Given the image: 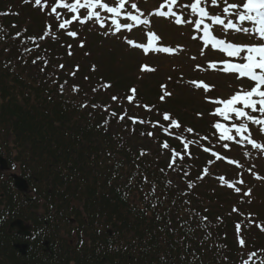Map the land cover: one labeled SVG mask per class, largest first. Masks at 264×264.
<instances>
[{"label":"trees","instance_id":"obj_1","mask_svg":"<svg viewBox=\"0 0 264 264\" xmlns=\"http://www.w3.org/2000/svg\"><path fill=\"white\" fill-rule=\"evenodd\" d=\"M38 9L0 0L8 13L0 15V154L35 188L33 200L15 206L12 181L0 174V207H50L40 216L52 238L78 223L79 249L58 238L64 264L69 254L80 264H229V243L205 204L210 195L177 187L178 169L159 162L139 124L56 78V39L30 46Z\"/></svg>","mask_w":264,"mask_h":264},{"label":"snow or ice","instance_id":"obj_2","mask_svg":"<svg viewBox=\"0 0 264 264\" xmlns=\"http://www.w3.org/2000/svg\"><path fill=\"white\" fill-rule=\"evenodd\" d=\"M31 3L33 7L39 8L41 12L49 16H54L57 25L55 31L53 25L45 24L43 34L40 36L28 37L30 41L35 43L37 40L45 38L60 39L58 33L63 32L64 35L72 40H79L78 47L84 48L86 41L81 39L79 30L74 29L75 24L81 27L93 25L103 30L104 36H112L122 38L123 43L129 49L138 50L144 57L151 55L165 54L175 56L185 51V46L177 44L175 46L170 43L166 44L162 40L161 34L154 26V18L168 20L170 23L178 27H191L190 40L199 45V56L205 57L208 51L220 54L223 58L209 59L206 66L196 63L193 71L196 72H213L234 76L237 81H248V86L241 83L234 88L227 97L216 95V85L206 82L203 79H190L184 83L191 87L194 91L202 90L204 93V101L214 107L208 111L207 115L214 117L210 127L214 130L213 136L220 143L225 153L232 150V146L236 145L240 148H248L256 150L264 155V0H191L190 3L185 0H161L157 7L145 12L140 6L138 0H24ZM63 10V11H61ZM0 15H8V13H0ZM27 31V30H25ZM139 33V36L136 33ZM243 34L248 37L247 41L237 42L235 36L231 34ZM17 36L20 33L16 34ZM231 37V38H230ZM253 40L255 42H253ZM68 56L73 55V45H66ZM31 51V49H25ZM90 55V53H85ZM40 59V57H37ZM193 61L196 56L190 57ZM37 61L33 60V64ZM45 63H47L45 61ZM61 69L65 66L59 65ZM43 70V69H41ZM92 71L96 70L92 65ZM80 71L77 64L69 75L75 77ZM157 69L147 61L139 66V72L154 73ZM85 80L89 77L85 76ZM171 80V77L168 78ZM183 80V77H181ZM67 84V81H65ZM110 82H104L100 88L107 90L112 88ZM231 87V85H230ZM61 92L64 91V84L60 85ZM79 85H72L73 92H79ZM97 91L96 88L92 89ZM124 99L129 104H133L137 99V88L130 87ZM160 101L166 102V98L172 96L167 90V85H161ZM118 95H112V101H119ZM138 107L141 105H137ZM80 107H88L87 104H81ZM95 107V105H92ZM143 107L151 112L155 105H143ZM107 110V109H106ZM161 119L150 122L153 128H159L165 136H171L178 140L183 146V152L172 148L167 140L160 144L165 150H170L169 168H174L177 161H183L185 157H191L190 146L197 141L188 139L187 136L179 134L175 130L183 127L184 133L194 134L192 127H184L181 121L174 118L169 111L158 113ZM198 118H203L204 112L196 113ZM111 116L116 117V112H111ZM127 113L120 114L118 119L123 121ZM133 124L145 123L138 117H127ZM107 123V121H105ZM253 126L258 130L259 139L253 133ZM143 135V133H142ZM148 136H154L153 132H148ZM201 140H208L207 135L200 136ZM202 150L209 153L215 160H209L208 165L204 167L198 179H204L209 175V166L215 161L225 162L228 165H234L236 168H243L238 160L233 157L223 155L214 151L212 148L201 146ZM146 153L142 150L141 155ZM244 156L250 153L245 151ZM249 172L257 180H264V177ZM187 175V173H185ZM232 180L224 175L217 177L220 184L227 187L238 194L245 197L251 195V189L242 192V185L245 181L242 178ZM188 187H193V183L189 182ZM234 212H238V208H233ZM206 219V217L204 218ZM261 231H264V224L256 225ZM237 242L243 249L247 247V243L239 233L242 226L237 223ZM255 252L249 253L248 258L243 260L241 264H250ZM264 264V260L260 262Z\"/></svg>","mask_w":264,"mask_h":264},{"label":"rangeland","instance_id":"obj_3","mask_svg":"<svg viewBox=\"0 0 264 264\" xmlns=\"http://www.w3.org/2000/svg\"><path fill=\"white\" fill-rule=\"evenodd\" d=\"M139 4V6L143 10H146V12L157 5V3L150 2L148 6H152V8H147L145 6L146 4H143L142 2H139ZM153 23L157 31L161 34L164 43H170L173 46L182 44L185 46V51L175 56L154 54L149 57H144L138 50L129 49L128 46L123 43L122 38L112 36L106 37L102 34L103 30L91 25L82 27L80 30V38L86 41V46L84 48L78 47L79 40H67V43L73 45V55L68 57L69 64H79L81 67H92V65H96L97 69L94 71L96 75L104 73L102 76L106 78L105 75L109 72L111 74L110 79L113 80L114 86L119 84V88H123L124 90H126L127 86L132 83H141V88L139 89L140 92L154 94L151 97H147V99L152 98L156 100L155 97L158 84L160 82H169L173 86L176 101H179L183 107L176 105L168 106L172 107L171 109H176L175 111L179 113L185 123L191 124L193 128L197 129L199 132L201 129H205L208 133L210 131V126L208 125L210 119H207V114L201 119L193 117L197 112H204L205 110L210 109L204 101V93L202 90H192L191 87L187 86L184 82L190 79H203L208 83L216 85L215 94L227 96L231 88L236 87L238 84L237 80L234 76L213 72L204 73L193 71L196 63L206 66L209 59H220L223 57L212 51H208L205 57H200L198 54L199 45L190 40V26L178 27L170 23L168 20L160 18H154ZM32 31H38V29L34 26L32 27ZM136 35L139 36V33L137 32ZM85 53H90V55H85ZM192 56H196L197 59L193 61L190 59ZM145 61L155 67L157 71L154 73L141 74L139 72V66ZM121 75H124L122 84L118 82V80L122 79ZM169 77H171V80L168 79ZM181 77H183V80H181ZM77 81H79L85 89H88L93 84L92 81L96 82V79L89 76V79L85 80L83 76H81V78L78 76ZM111 92L119 94V89L112 87ZM103 96L106 97V95ZM149 103L153 105L157 104L154 101H149ZM160 107L164 108L163 105ZM182 108L184 109L182 110ZM204 119H207V124H205L206 120L204 121ZM253 131L255 134H258L257 129H254ZM200 136L203 135L197 134L200 142L204 143L206 140H201ZM173 140L178 141L174 138ZM149 142L154 149L159 147V144L155 140H149ZM216 146L220 153L233 157L244 165L243 168H240L239 174L242 173V178H248V180H245L243 186H250L249 188L252 190L249 197L242 195L245 202H250L247 208L243 209V212L247 210L245 218L252 220V222L240 219L234 223L233 227L236 229V225L239 223L242 226V231H248L251 236L250 238H254L256 241H262V244L264 245V231H261L256 227V225L264 224V180L255 179L252 173L249 172V168H252V172L264 176V155L251 149L250 146L248 148H240L239 146L233 145L232 150L228 153L224 152L220 143ZM245 151H248L250 155L244 156L243 153ZM194 152L196 154L194 159L195 161H198V158L201 155L200 152H202V147H199L197 143L194 146ZM161 156L164 159H167V153L163 154L161 151ZM216 168L221 169L228 167H226L225 164L219 163ZM196 172H198V169ZM232 172V177L235 178L238 172H235V170H232ZM239 174L237 176L238 178H241ZM208 179L211 180L212 185L214 186V180L217 179L210 177ZM249 188L242 187V192L247 191ZM228 203L229 211L233 212V208L236 207L238 203L232 202L231 200H229ZM237 214L239 216V213ZM233 238L235 248L232 249L239 250L236 246L235 234L230 236V241H233Z\"/></svg>","mask_w":264,"mask_h":264},{"label":"flooded vegetation","instance_id":"obj_4","mask_svg":"<svg viewBox=\"0 0 264 264\" xmlns=\"http://www.w3.org/2000/svg\"><path fill=\"white\" fill-rule=\"evenodd\" d=\"M17 208L11 207L14 211ZM25 213L15 218L23 224L20 233L16 227L9 230L14 218L0 220V264H62L60 258L56 261L48 255L47 230L43 225L34 224L36 221L24 220Z\"/></svg>","mask_w":264,"mask_h":264},{"label":"water","instance_id":"obj_5","mask_svg":"<svg viewBox=\"0 0 264 264\" xmlns=\"http://www.w3.org/2000/svg\"><path fill=\"white\" fill-rule=\"evenodd\" d=\"M4 167H5L4 161H1V168H4ZM14 185L20 191L26 190V184H25V182L22 179H20V178H18L16 176H14Z\"/></svg>","mask_w":264,"mask_h":264}]
</instances>
